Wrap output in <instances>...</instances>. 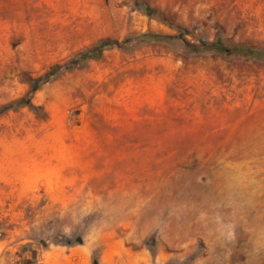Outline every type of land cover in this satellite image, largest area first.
Returning <instances> with one entry per match:
<instances>
[{"label":"rangeland","instance_id":"374dc122","mask_svg":"<svg viewBox=\"0 0 264 264\" xmlns=\"http://www.w3.org/2000/svg\"><path fill=\"white\" fill-rule=\"evenodd\" d=\"M102 41L122 47L80 60ZM240 45L264 50V0H0V110H39L0 115V182L25 187L0 224L15 263L121 243L264 264V59Z\"/></svg>","mask_w":264,"mask_h":264},{"label":"crops","instance_id":"0c3cea01","mask_svg":"<svg viewBox=\"0 0 264 264\" xmlns=\"http://www.w3.org/2000/svg\"><path fill=\"white\" fill-rule=\"evenodd\" d=\"M25 187L0 182V224L12 222L16 216L13 211L17 204L25 203L22 198ZM22 193V194H21ZM17 209V208H16ZM23 212L18 205V214ZM17 219L19 217L17 216ZM15 228L12 233H20ZM8 240H0V264H17ZM95 257L98 260H95ZM150 256L146 250H131L121 243L97 245H58L43 251L36 264H149ZM21 264V263H18Z\"/></svg>","mask_w":264,"mask_h":264},{"label":"trees","instance_id":"16d2710c","mask_svg":"<svg viewBox=\"0 0 264 264\" xmlns=\"http://www.w3.org/2000/svg\"><path fill=\"white\" fill-rule=\"evenodd\" d=\"M139 39L141 41H156V42H170L174 41L175 38H172L170 36H164V35H155V34H143L139 36ZM132 40L128 39L124 42L123 46L125 47L127 44H129ZM186 43V42H185ZM121 44L117 41H102L98 46H96L93 49H90L80 56V60L86 61V60H96L101 58L103 53L109 49L114 48H121ZM196 50L199 51H216L219 53H227L228 50L223 49L218 43L216 44H201L200 46L196 47ZM234 51L237 52L239 55H257L260 56L262 59H264V50H252L247 48L246 46L240 45L234 48ZM73 62L69 64L68 68H72ZM16 108L14 106L5 107L2 110H0V115L5 114L11 110L22 108V107H28L32 111H39L37 108H35L32 104L30 99L19 101L15 104Z\"/></svg>","mask_w":264,"mask_h":264}]
</instances>
